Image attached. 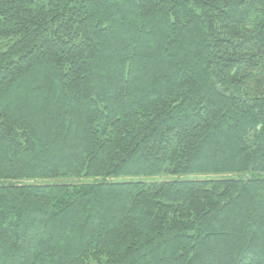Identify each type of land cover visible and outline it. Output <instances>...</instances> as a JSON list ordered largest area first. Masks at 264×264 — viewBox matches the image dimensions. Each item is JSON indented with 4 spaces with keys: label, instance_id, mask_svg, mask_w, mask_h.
<instances>
[{
    "label": "trees",
    "instance_id": "obj_1",
    "mask_svg": "<svg viewBox=\"0 0 264 264\" xmlns=\"http://www.w3.org/2000/svg\"><path fill=\"white\" fill-rule=\"evenodd\" d=\"M0 43V264H264V0H0Z\"/></svg>",
    "mask_w": 264,
    "mask_h": 264
},
{
    "label": "rangeland",
    "instance_id": "obj_2",
    "mask_svg": "<svg viewBox=\"0 0 264 264\" xmlns=\"http://www.w3.org/2000/svg\"><path fill=\"white\" fill-rule=\"evenodd\" d=\"M2 43H0V49L2 48ZM187 178H191V177H187ZM164 179H167V178H164ZM82 180H65V179H54V180H50L48 181L47 183H57V184H78V183H81Z\"/></svg>",
    "mask_w": 264,
    "mask_h": 264
}]
</instances>
